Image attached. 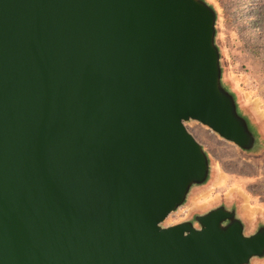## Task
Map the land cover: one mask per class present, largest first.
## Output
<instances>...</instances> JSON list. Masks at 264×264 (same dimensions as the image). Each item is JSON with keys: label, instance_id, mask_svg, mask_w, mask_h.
<instances>
[{"label": "water", "instance_id": "1", "mask_svg": "<svg viewBox=\"0 0 264 264\" xmlns=\"http://www.w3.org/2000/svg\"><path fill=\"white\" fill-rule=\"evenodd\" d=\"M216 25L206 0H0V264L264 258L235 207L163 226L211 176L188 122L258 147Z\"/></svg>", "mask_w": 264, "mask_h": 264}, {"label": "rangeland", "instance_id": "2", "mask_svg": "<svg viewBox=\"0 0 264 264\" xmlns=\"http://www.w3.org/2000/svg\"><path fill=\"white\" fill-rule=\"evenodd\" d=\"M206 1L217 12L223 83L236 96L258 147L245 152L202 124L188 122V130L210 157L211 176L205 185L191 190L163 226L194 221L195 216L225 205L236 208L245 234L251 235L264 223V0ZM250 264H264V258H254Z\"/></svg>", "mask_w": 264, "mask_h": 264}]
</instances>
